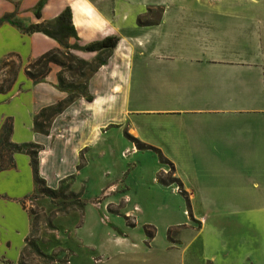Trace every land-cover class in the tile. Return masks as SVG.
<instances>
[{
	"label": "crops",
	"instance_id": "obj_1",
	"mask_svg": "<svg viewBox=\"0 0 264 264\" xmlns=\"http://www.w3.org/2000/svg\"><path fill=\"white\" fill-rule=\"evenodd\" d=\"M19 1L16 14L27 13L26 24L53 20L70 6L79 44L106 36L118 38L112 49L74 50L86 61L107 55L87 78L86 93L55 115L46 133L33 129L34 117L43 107L68 96L57 86L56 70L51 69L41 82L24 73L22 91L10 101L5 95L11 89L0 92V118L4 112L14 118L13 142L20 141L14 138L18 128L24 129V142L41 145L38 171L45 183L55 189L63 179L75 175L81 151L104 145L111 131L123 146L122 153L149 151L156 155L152 149H138L128 138L131 136L172 163L187 195L190 216L185 214V220L169 225L159 245L155 244V227L153 236L148 237L143 229L138 239L130 235L136 225L121 227V234L115 237L111 232L112 241H121L122 251L154 255L141 256L139 264H166L163 255L180 249L181 263L189 264L186 248L203 238L207 226L209 230L223 227L218 223L224 216L228 218V255H219L218 242H202L201 259L206 264H264V0H47L39 18L31 9L39 0ZM15 10L12 2L0 0V16ZM154 11L157 16L153 18ZM146 13L149 22L138 23V17ZM1 32H8L22 47H9L0 57L19 51L35 58L61 46L38 31L19 34L7 23L0 25ZM39 43L42 48H36ZM15 100L23 109L11 107ZM23 119L24 128H19ZM61 149L71 152L72 159L61 155ZM20 159L31 189L30 158L24 151L14 154L15 167L0 170V176L17 174ZM68 162H72L71 168L65 169ZM159 171L167 173L160 162L155 178ZM159 185L183 197L174 183ZM28 190L10 187L0 193L21 195ZM14 207L13 232L21 220ZM190 218L198 222V229L181 227L178 243L171 241L167 230L188 225Z\"/></svg>",
	"mask_w": 264,
	"mask_h": 264
},
{
	"label": "rangeland",
	"instance_id": "obj_2",
	"mask_svg": "<svg viewBox=\"0 0 264 264\" xmlns=\"http://www.w3.org/2000/svg\"><path fill=\"white\" fill-rule=\"evenodd\" d=\"M9 1L12 2L16 10L5 12L4 14H10V17L6 19H2L4 15L2 14L0 25L7 23L16 32L24 35V32L14 24V21L23 27L27 26L28 24L24 22V16L27 13L24 15L23 12V14L17 15L16 11H20V1ZM46 1L43 0L44 3ZM42 6L38 7L35 4L33 8L31 7L32 12H40ZM20 16H22V20ZM149 16L146 13L138 19L141 23H147L150 20ZM152 16L156 17L157 13L154 11ZM9 47L21 48L22 45L18 40H13L8 32H1L0 55ZM42 47L43 43L36 46V48ZM23 48L26 51L27 47ZM59 48L62 51L68 49L62 46ZM69 50L76 55L73 49ZM12 54L18 55L12 56L10 59L12 68L17 73V79L11 90L5 95L8 101L13 95L22 91L26 78L24 68L37 58H29L19 51L4 53L0 57V83L2 79L12 78V74H7L10 68L2 66V62ZM105 56L106 53L99 55L96 59L88 61L87 65L83 64V68L78 70L77 66H80V63L77 58L67 60L63 55H57L58 59L65 64L51 63L50 70L58 72L62 69L65 84L78 86L77 89L80 90L91 75L89 65L93 66L98 58ZM78 58L80 57L78 56ZM65 89L72 91L73 87ZM85 93L86 91H84ZM12 104L11 107L15 110L23 109V104L18 100ZM26 108L24 103V116ZM9 120L14 128V118L10 117L9 112H4L0 118V135L4 123ZM19 128H24V119ZM33 129L37 130L36 127ZM15 130L14 138L20 140L17 143H29L24 142V129L16 128ZM110 134L112 135L108 138L109 141L104 145L100 144L93 149L81 151L78 171L75 175L63 179L55 188L56 192L53 195L39 192L37 184L34 182L33 187L29 189L30 177L21 159L17 174L0 176V191L10 187L19 192L29 189L21 195L0 193V228L4 232L0 235V264H139L141 256L147 257L146 255H148L150 258V255H154L150 252L149 254L139 252L137 254L133 249L122 251L118 246L121 241L117 239L112 241L111 232L115 237L121 234V227L124 230L127 229L126 226L136 225L130 235L138 239L141 237L143 229L151 232L155 227L157 232L155 244L159 245L169 225L185 220V214L187 217L190 216L185 198L169 188L160 186L156 181L155 169L159 167L156 155L149 151L135 153L127 150L122 153L123 146L118 143L113 131ZM12 135L11 140L13 141ZM128 138L131 140V136ZM65 150L61 149L60 154L67 157L69 161L73 157L72 153ZM16 153H22V151H15L14 154ZM71 164L72 162L65 164V169H70ZM164 166L167 168V173H164L163 178H176L174 171L172 172L167 164ZM173 183L178 187L177 182ZM109 185L111 187H108ZM46 186L48 185L46 184ZM178 191H180L179 188ZM2 198L10 200L21 215V220L15 226L14 232L11 225L16 219L13 213L15 207L6 204ZM183 210L186 211L183 212ZM227 223L228 218L222 216L218 225L223 227H216L213 230L214 227L209 230L207 226L203 232V238H197L188 249L186 248L184 254L189 256V264H206V261L201 259L203 256L202 242L207 245L218 242L220 245L218 247L219 255L222 258L223 254L228 255ZM24 227L26 231H24ZM181 227L198 229L199 224L190 218L188 225L170 227L167 230V236L171 241L178 243L176 236ZM168 254L163 255L164 258H168L167 260L162 259L166 264H170V260H172L171 264H182L179 255L180 249L170 251ZM152 264L160 263L152 262Z\"/></svg>",
	"mask_w": 264,
	"mask_h": 264
},
{
	"label": "trees",
	"instance_id": "obj_3",
	"mask_svg": "<svg viewBox=\"0 0 264 264\" xmlns=\"http://www.w3.org/2000/svg\"><path fill=\"white\" fill-rule=\"evenodd\" d=\"M43 0H39L37 2V6H42ZM36 17H40V12H35ZM10 14H4L2 19L9 18ZM73 22L72 9L70 6H65V8L53 19L49 21H40L36 23H30L27 26L23 27L18 22L14 21V24L21 29L24 33H32L35 31L41 32L53 39H55L62 47L68 48L65 51H62L59 47H55L49 49L42 54H40L37 58H35L32 62H30L24 69V73L26 76L34 82L44 81L45 77L50 71V64H59L63 65L65 62H61L57 55H63L67 60L78 59L80 66H77V69L80 70L83 68V64L87 65L88 61L78 58V56L72 54L69 49L73 50H83V51H101L103 49H112L116 46L118 42V38L116 36H106L102 39L91 41L87 44H79L77 40L79 39L75 25ZM138 23H141L138 19ZM70 37L76 39V42L70 43L68 40ZM107 55V53H106ZM18 56L17 54L10 55L6 60L2 62L3 67H9L10 70L7 71V74H12V78L9 80L2 79L0 83V92L9 91L15 80L17 73L12 68L11 65V57ZM106 59V56L103 58H98L94 65H89V70L91 74L96 70V68ZM57 86L59 89L68 92V96L62 100L57 101L55 104L43 107L34 117V126L38 131L42 133H46L48 131V126L50 120L64 109V107L72 102L75 98L84 94L86 91V85L82 86L80 90L77 89L78 86L66 85L65 80L62 77V69L57 72ZM66 87H73L72 91H68ZM87 101H91V96H85ZM41 118V120H40ZM11 132H12V123L11 120L6 121L3 125V131L0 135V170L13 168L15 167L13 160V153L15 151H24L30 158V166L32 171L33 181L37 184V189L39 192L46 195H53L56 192V189H53L49 186H46L45 181L39 175L38 171V151L41 149V145L29 142L25 144H19L11 141ZM131 140L135 143L138 149H152L157 155V158L160 163L167 164L170 167V170L173 172L174 167L172 163L158 150L154 147L145 145L139 142L137 139L132 138ZM164 172L159 171L156 175L157 181L163 185H170L173 182H177L178 188L180 189V193L185 198L187 205L189 207V203L187 200L186 193L182 190L181 183L179 179L171 178L164 179ZM190 212V210H189ZM148 237H151L155 233V228L153 231L149 232L144 229Z\"/></svg>",
	"mask_w": 264,
	"mask_h": 264
},
{
	"label": "bare ground",
	"instance_id": "obj_4",
	"mask_svg": "<svg viewBox=\"0 0 264 264\" xmlns=\"http://www.w3.org/2000/svg\"><path fill=\"white\" fill-rule=\"evenodd\" d=\"M77 14H78V12H77Z\"/></svg>",
	"mask_w": 264,
	"mask_h": 264
}]
</instances>
